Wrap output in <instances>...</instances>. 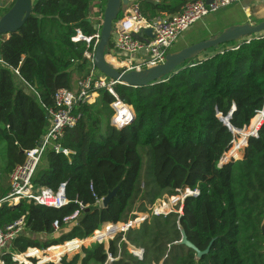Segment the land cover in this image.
Listing matches in <instances>:
<instances>
[{
	"label": "trees",
	"instance_id": "1",
	"mask_svg": "<svg viewBox=\"0 0 264 264\" xmlns=\"http://www.w3.org/2000/svg\"><path fill=\"white\" fill-rule=\"evenodd\" d=\"M152 1L157 4L133 2L149 20L177 14L194 0ZM1 2L0 17L14 0ZM105 2L97 6L102 12ZM92 3L34 0L21 29L0 36V201L9 194L10 173L24 161L20 150L36 147L45 133L55 92L71 89L89 73L84 54L91 51L93 40L87 45L81 38L93 36L102 21V12H93ZM113 91L132 108L134 120L120 130L113 128L114 98L97 90L93 103L77 107V125L64 129L45 148L33 172L34 188L56 191L64 185L67 204L57 209L26 202L0 204V230L21 218L24 225L2 254L4 264H13L10 254L28 248L43 251L83 241L92 233L103 240L112 232L109 225L99 231L104 224L127 223L157 199L184 189L198 195L183 200L181 214L150 216L116 234L106 247L94 243L70 259L64 256L59 264H264V120L257 136L248 138L242 158L218 166L233 135L215 114L225 117L234 108L231 127L241 130L250 122L247 132L261 122L256 114L264 104V34L211 49L186 61L163 82L142 88L115 84ZM55 145L66 155L55 151ZM117 184L115 197L106 208L99 207L96 201ZM182 233L207 253L196 259L193 250L179 244ZM78 245L75 241L50 252L57 258ZM128 246L141 250V256ZM29 255L45 260L36 251Z\"/></svg>",
	"mask_w": 264,
	"mask_h": 264
},
{
	"label": "built area",
	"instance_id": "2",
	"mask_svg": "<svg viewBox=\"0 0 264 264\" xmlns=\"http://www.w3.org/2000/svg\"><path fill=\"white\" fill-rule=\"evenodd\" d=\"M241 1L242 0H213L212 3L206 5L205 0H194L187 3L177 14L156 17L150 20L141 14L136 4L127 5L122 16L113 24L112 40L110 41L108 53H110V56L114 57L118 65L117 69L123 73L141 71L161 65L164 63L165 56L168 54L170 46L194 24L208 15L215 14ZM98 12H102L101 8L98 9ZM95 28L98 29V25H96ZM147 29L150 30V37L143 34V31ZM99 36L100 30L98 29L93 36L81 38L87 45L93 40L91 51L84 54L86 61L90 65L89 73L78 79L73 89H59L55 92L53 97L54 107L53 109L47 110L48 125L45 133L40 138L36 147L23 152L24 161L22 164L15 166L10 173V191L9 194L0 201V204L4 203L7 207H12L19 202H26L56 209L67 204L64 196V185H60L56 191L48 187L34 188L31 183V177L45 148L50 143L59 139L64 129L73 128L77 125L80 120L77 107L82 104H89L91 97L97 93V90L104 89L114 98V101L110 104L113 110L110 124L113 128L120 130L130 124V118L134 114L132 108L123 104L115 95L113 91L115 82L103 77L93 67L92 57ZM2 66H4V63L0 58V67ZM14 75L18 76L16 70L14 71ZM258 114L261 117L264 115V104ZM53 149L57 152L61 151L66 155V151H62L57 145H55ZM231 157L234 158V154ZM224 163H226V158L222 157L218 166ZM197 195V190L190 189L178 191L177 194L172 196L165 195L157 199L153 205L148 208L146 213L135 214L133 219L129 220L127 223H122L120 229L114 231L107 239L105 238L103 240L107 243L109 240H112L116 234L137 227L150 216H165L171 212L181 214L180 206L183 200L186 197H196ZM102 199L96 201V204L101 208ZM80 208L82 209V207ZM76 215L77 212L69 219L74 218ZM56 226V223H54L55 228ZM23 227V219L21 218L5 227L3 230H0V264H4L1 258L2 254L7 250L10 242L23 231ZM91 240L94 243H101L103 241L96 237H92ZM75 241L78 242L77 240L65 242L63 247ZM53 247L57 246H50L45 251L50 252ZM33 251L40 253V250L38 251L36 248H28L24 253L10 254V259L13 264H59L61 258L64 257V255L61 254L57 258H53V260L49 259V256L44 257L45 260H41L37 258L36 255H29V252ZM70 252L72 251H66L65 253ZM42 253L40 254L42 255ZM138 254L140 255V253H137V255ZM33 259H38V262H33ZM49 260H51V262H48ZM111 261L112 259L108 258V262Z\"/></svg>",
	"mask_w": 264,
	"mask_h": 264
},
{
	"label": "water",
	"instance_id": "3",
	"mask_svg": "<svg viewBox=\"0 0 264 264\" xmlns=\"http://www.w3.org/2000/svg\"><path fill=\"white\" fill-rule=\"evenodd\" d=\"M149 4L156 5V1L152 0H141ZM213 0H205V4L208 5L212 3ZM32 0H14L13 5L10 9L0 17V36L7 37L10 34H14L21 29L25 21L30 17L32 13ZM129 0H106L105 6L102 12V21L100 28V36L97 42V45L94 49L92 64L93 67L97 70L99 74L103 77L112 80L115 84L125 85L129 87H147L152 86L157 83L163 82L164 77L169 76L175 73L176 68L184 64L188 60H193L200 57L210 49H218L221 45L229 43L239 44L245 39H249L252 36H257L264 34V21L259 23H243L238 25H232L224 28L215 36H211L206 40H202L196 43H193L179 51L168 53L165 56L164 63L157 65L155 67L147 68L141 71H129L126 73L120 72L112 64H110L106 59V54L109 52V44L113 30V24L116 22L117 17L123 6L128 5ZM143 34L150 37V30L147 29L143 31ZM234 109V108H233ZM233 109L225 117H222L217 111L215 114L220 122L226 126L231 133L237 132L240 130L234 129L231 127L229 120ZM48 120V115H46ZM134 120V114L131 116L129 123ZM264 120V115L262 116V122ZM112 126V125H111ZM113 127V126H112ZM257 130L255 135H248L243 143V149L247 144L249 137H256ZM231 152L226 155V162L231 160ZM20 154H23V151L20 150ZM243 151L240 157L242 158ZM240 158V159H241ZM119 189V184L110 191L102 199V208H106L109 202L115 197ZM113 224V223H111ZM261 232L264 236L263 225H261ZM181 240L179 244L186 246L187 248L195 252L196 259H200L202 255L206 254L208 250L203 252L198 251L192 244H190L184 234H181ZM141 253V250H138Z\"/></svg>",
	"mask_w": 264,
	"mask_h": 264
},
{
	"label": "rangeland",
	"instance_id": "4",
	"mask_svg": "<svg viewBox=\"0 0 264 264\" xmlns=\"http://www.w3.org/2000/svg\"><path fill=\"white\" fill-rule=\"evenodd\" d=\"M131 4L133 3L132 0H130ZM234 5L230 6V7H233ZM126 6L122 7V8H125ZM236 10V9H235ZM239 10V9H237ZM236 13L238 14V12L236 11ZM218 16L217 18L213 17V15H209V21L203 25H197L195 26L194 28H192L191 30H189L188 32L182 34L171 46L170 48L168 49V53H172V52H176V51H179L187 46H189L190 44H193V43H196L197 41L199 40H206L208 39L210 36V34H213L214 36L217 35L219 32H221L224 28L222 26V21H223V17H226L227 16V13L223 10H220L218 11ZM216 14V15H217ZM231 14H229L230 16ZM211 18V19H210ZM206 25V26H204ZM206 29V30H205ZM208 29V30H207ZM212 35V36H213ZM112 40V38L110 39V41ZM223 45H221L219 48H222ZM211 50V49H210ZM213 50V49H212ZM217 50V49H215ZM209 51V50H208ZM207 51V52H208ZM110 56V55H109ZM202 56V55H201ZM200 58V57H199ZM197 58V59H199ZM107 59V58H106ZM137 59V58H136ZM127 60V58H126ZM108 61V59H107ZM109 62V61H108ZM110 63V62H109ZM17 78H19L18 76H16ZM76 80V79H75ZM16 86L19 85L18 82L15 83ZM20 86V85H19ZM29 90H33L31 87L29 88L27 85H25ZM22 87H24V85L22 84ZM25 87V88H26ZM73 89V88H71ZM33 92V91H32ZM97 97V93H95V95H93L89 101V104L93 103L95 101ZM258 115V114H256ZM250 123V122H249ZM249 123L248 125L246 126V128H243L241 129L240 131L242 130H245L246 131L242 134H235V132L233 133L232 132V135H233V141H232V146L230 148V150L223 156V157H227L226 155L229 154V152L232 150V152L230 153L231 156L234 154V158H232L231 160H240V155L242 154V151H243V143L245 142V139L248 135H255V131L259 129L260 125L262 124V121L260 122L259 126L256 127L255 131H251L250 132H247L248 131V128H249ZM236 150V151H234ZM107 224H111V223H107ZM122 223H120L121 225ZM105 225V224H104ZM263 225V229H264V222L262 223ZM93 234V233H92ZM34 239H37L38 237H33ZM92 236H90L89 238L80 241V240H77L78 242H81L79 244V247H77L75 250H73L72 252L70 253H65L63 254L64 256H66L67 258H71L75 255H79L81 253V248L83 247H88V246H91L92 244H94V242L91 240ZM42 241L45 240L46 238L45 237H41L40 238ZM107 239V238H106ZM108 241V240H107ZM100 244V243H99ZM101 244H103L105 247L107 245V243L105 242V240H103L101 242ZM57 247H63V245L61 246H57ZM136 249V248H135ZM39 251V250H38ZM40 253H42L43 251H39ZM135 255L140 257V255L138 253V249H136L135 251ZM49 256V259L53 260V256L52 255V252H48V251H45L42 253V257H47ZM38 259H35V262H38L37 261ZM51 260H49L48 262H51ZM34 264V263H32Z\"/></svg>",
	"mask_w": 264,
	"mask_h": 264
},
{
	"label": "crops",
	"instance_id": "5",
	"mask_svg": "<svg viewBox=\"0 0 264 264\" xmlns=\"http://www.w3.org/2000/svg\"><path fill=\"white\" fill-rule=\"evenodd\" d=\"M8 1H11V0H8ZM32 1H34V0H32ZM101 1L102 0H93V3H92V5H93V8H92L93 12H94V10H95V12H98V9L99 8L97 6H98L99 2H101ZM134 1H136V0H132V2H134ZM1 3L2 2L0 0V6H1ZM130 4H131V2L129 0L128 5H130ZM125 9H126V7L121 9V11H122L121 12V16H122V13L124 12ZM237 9H239V10H237ZM222 10L227 13V16L226 17H223V21H222L223 28H226V27H229V26H232V25L243 24V23H259L261 21H264V0H242L241 2H239L237 4H234L233 7H230L229 6L227 8L222 9ZM236 11L238 12V14L236 13ZM217 13L211 14V15H213L214 18L215 17L217 18V16H218ZM91 14H92V11H91ZM229 14H231V15L229 16ZM209 17H210L209 15L206 16L205 18H203L202 20H200L199 22H197L196 24H194L189 30H191L192 28H194L197 25H203V24L207 23L209 21ZM97 18L98 17L95 16L94 18H92V20L96 23L98 21ZM204 26H206V25H204ZM189 30H187L186 32H188ZM212 35L213 34H210V36H212ZM202 40H199V41H202ZM199 41H197V42H199ZM106 55H107L106 58L108 59V61L110 62V64H112L115 68H118L117 67L118 66L117 65V62L114 59V57L109 56L110 53H107ZM73 86H72V88H73ZM20 87H22V84H20ZM105 225H109V227L112 229L111 234L114 231L120 229V227H121L120 223H117L116 225H110V224H105ZM105 225L101 226V230H99V231H102V229L104 228ZM117 225H119V228H116ZM94 236H95V234L93 233L92 237H94ZM128 250H129V252H131L133 254H136L135 253L136 249L134 247L128 246Z\"/></svg>",
	"mask_w": 264,
	"mask_h": 264
},
{
	"label": "bare ground",
	"instance_id": "6",
	"mask_svg": "<svg viewBox=\"0 0 264 264\" xmlns=\"http://www.w3.org/2000/svg\"><path fill=\"white\" fill-rule=\"evenodd\" d=\"M258 115H259V114H258ZM261 121H262V117H261ZM259 124H260V123H258L257 127L259 126ZM255 129H256V128H255ZM255 129H254V131H255ZM94 237H96V236H94ZM96 238H97V237H96ZM97 239H98V238H97ZM99 240H100V239H99Z\"/></svg>",
	"mask_w": 264,
	"mask_h": 264
}]
</instances>
